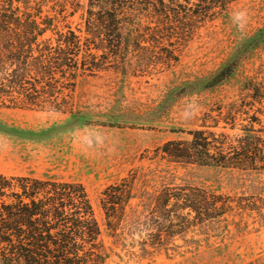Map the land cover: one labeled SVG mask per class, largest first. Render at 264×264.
Listing matches in <instances>:
<instances>
[{
  "label": "rangeland",
  "instance_id": "rangeland-1",
  "mask_svg": "<svg viewBox=\"0 0 264 264\" xmlns=\"http://www.w3.org/2000/svg\"><path fill=\"white\" fill-rule=\"evenodd\" d=\"M87 4L68 2L67 18L60 23L81 28L83 38L90 37ZM136 15V34L157 29L193 34L188 40L173 39L179 60L168 68L136 64L134 57L132 65L79 76L64 109L2 107L0 174H50L81 182L109 247L105 264H264V172L176 162L162 151L169 141L190 140L197 129L241 133L246 115L235 129L224 121L212 126L218 107L228 111L229 103L253 102L247 107L250 115L261 117L264 125V115L256 112L259 104L250 96L253 90L245 88L247 81L264 83V0H232L227 12L197 23L173 18L169 25L154 14ZM50 36L56 35L45 37ZM230 69L232 75L216 83ZM70 108L82 113L71 116ZM123 179L133 182L134 196L124 206L125 219L109 229L102 192ZM168 185L211 187L250 198L251 206L174 228L154 215L150 201Z\"/></svg>",
  "mask_w": 264,
  "mask_h": 264
},
{
  "label": "trees",
  "instance_id": "trees-1",
  "mask_svg": "<svg viewBox=\"0 0 264 264\" xmlns=\"http://www.w3.org/2000/svg\"><path fill=\"white\" fill-rule=\"evenodd\" d=\"M70 1L0 0V109L61 105L64 109L63 103L79 76L93 75L111 65H132L134 57L136 64L170 68L179 60L176 42L188 40L193 34L158 29L136 34L133 17L154 14L169 25L173 18L180 23L183 19L197 23L227 12L232 2L88 0L85 31L90 37L83 38L78 34L81 28L75 29L69 23L60 25L67 18L63 14H67ZM47 6L50 9L46 10ZM49 32L56 36L45 37ZM131 51L135 53L133 57ZM233 72L230 69L219 74L216 83ZM245 88L253 90L250 96L259 104L256 112L264 115V83L247 81ZM252 104L245 100L229 103L225 112L219 106L218 117H212L213 127L224 121L235 129L238 118L246 115L241 133L197 129L191 132L190 140L169 141L162 151L176 162L263 173L264 125L261 117L250 115L247 107ZM69 111L71 116L82 113L72 108ZM133 196L134 184L129 179L102 192L109 229L115 230L125 219L124 206ZM150 201L152 212L157 213L154 215L178 229L251 206L250 198L197 185L164 186ZM162 227L160 224L157 230L162 232ZM102 232L81 182L50 174H0V264H105L110 252ZM260 263L258 260L250 264Z\"/></svg>",
  "mask_w": 264,
  "mask_h": 264
}]
</instances>
